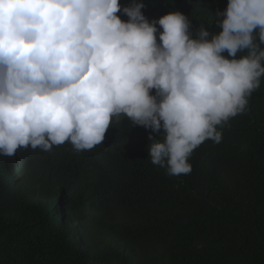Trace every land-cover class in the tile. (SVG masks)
Masks as SVG:
<instances>
[{"label": "clouds", "instance_id": "9594fccd", "mask_svg": "<svg viewBox=\"0 0 264 264\" xmlns=\"http://www.w3.org/2000/svg\"><path fill=\"white\" fill-rule=\"evenodd\" d=\"M144 7L0 0V156L90 150L127 119L160 134L148 157L179 175L204 141H221L264 77V0H227L217 31H193L179 11L150 21Z\"/></svg>", "mask_w": 264, "mask_h": 264}, {"label": "trees", "instance_id": "16d2710c", "mask_svg": "<svg viewBox=\"0 0 264 264\" xmlns=\"http://www.w3.org/2000/svg\"><path fill=\"white\" fill-rule=\"evenodd\" d=\"M137 2L150 21L181 12L193 31H217L227 5ZM218 130L179 175L148 157V136L160 134L127 119L90 150L66 142L0 156V264H264V77Z\"/></svg>", "mask_w": 264, "mask_h": 264}]
</instances>
